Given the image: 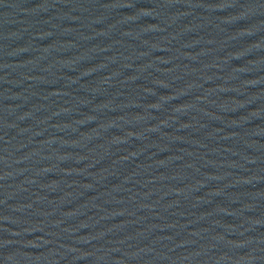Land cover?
<instances>
[{
  "label": "water",
  "instance_id": "95a60500",
  "mask_svg": "<svg viewBox=\"0 0 264 264\" xmlns=\"http://www.w3.org/2000/svg\"><path fill=\"white\" fill-rule=\"evenodd\" d=\"M0 264H264V0H0Z\"/></svg>",
  "mask_w": 264,
  "mask_h": 264
}]
</instances>
